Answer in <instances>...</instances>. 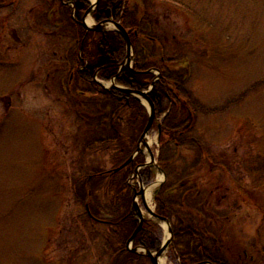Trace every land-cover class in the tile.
<instances>
[{
	"label": "rangeland",
	"instance_id": "rangeland-1",
	"mask_svg": "<svg viewBox=\"0 0 264 264\" xmlns=\"http://www.w3.org/2000/svg\"><path fill=\"white\" fill-rule=\"evenodd\" d=\"M148 1L168 53L187 61L195 98L220 110L200 113L197 132L215 156L210 176L223 183L216 202L226 207L224 194L238 201L223 233L228 254L251 255L253 237L264 246V0ZM50 9L45 0L0 4V264H108L106 227L93 224L74 192L87 127L76 115V96L60 83L70 34L50 23ZM148 140L157 153L158 133ZM184 154L193 160V152ZM104 165L111 166L107 158ZM146 203L154 209L155 194Z\"/></svg>",
	"mask_w": 264,
	"mask_h": 264
},
{
	"label": "trees",
	"instance_id": "trees-1",
	"mask_svg": "<svg viewBox=\"0 0 264 264\" xmlns=\"http://www.w3.org/2000/svg\"><path fill=\"white\" fill-rule=\"evenodd\" d=\"M45 1L51 6L50 23L63 34H70L69 48L62 56L65 65L60 83L63 86L66 80L67 88L62 89L76 96V115L87 127L83 143L84 173L74 180V192L88 206L86 211L93 224L106 227L103 234L113 251L108 264H151L147 256L126 249L128 239L138 226L130 178L137 166L145 163V155L139 153L131 163L114 171L136 151L149 121V111L137 97L119 89L105 88L95 80V74L105 82L116 76V84L136 91L146 90L155 82L149 95L156 110L153 129L160 131L157 160L167 175L155 195V203L156 213L172 224L169 259L180 264L203 261L264 264V246L257 236L252 240L251 255L243 252L233 259L228 254L223 233L235 214L238 201H231L229 195L224 194L222 201L228 202L226 207L216 202L215 190L222 188L223 183L220 177L210 176L215 171V156L197 132L200 113L216 114L220 110L208 108L195 98L189 86L187 61L184 57L177 62L170 51L168 53L167 38L161 37L157 30L159 22L150 14L149 1L99 0L93 13L96 22L114 19L129 32L134 48L133 65L121 70L118 65L127 52L121 33L88 30L81 24L91 6L90 0ZM155 71H159V75ZM242 99L244 97L229 100L225 109ZM189 151L194 153L192 161L184 154ZM106 158L110 167L104 165ZM206 163L209 169L205 171ZM220 166L229 174L225 163H219ZM140 175L143 183L149 185L155 172L145 167ZM232 186L240 191L236 182L233 181ZM247 199L244 195L243 200ZM260 209L264 210L261 206ZM144 227L147 230L143 228L137 234L134 246L158 250L163 228L154 221H147Z\"/></svg>",
	"mask_w": 264,
	"mask_h": 264
},
{
	"label": "water",
	"instance_id": "water-1",
	"mask_svg": "<svg viewBox=\"0 0 264 264\" xmlns=\"http://www.w3.org/2000/svg\"><path fill=\"white\" fill-rule=\"evenodd\" d=\"M98 4H99V0H96L95 4L91 8H89L87 10V12L85 13L84 19L82 21V24L85 27H87L88 29H94V30H97V31L106 30L107 26L110 23H113L116 26L117 30H119L121 32V34L123 35V37L125 38L126 43H127V56H126V59L120 64V67L123 68L127 64H131L132 63V56L134 54V50H133V47H132V43H131V40H130L129 33L127 32V30L123 27V25L120 22H117L115 20H106L104 22H101V23H98V24H94L93 26H89L86 23L85 18H86V16L89 13H91V14L93 13L95 8H97ZM153 88H154V82H153V84L151 85V87L148 90H145V91H141V90L140 91H134V90H131V89H126V88H123V87H119V86H117L114 83V80L112 81L111 89H119V90H122L124 92H127V93L139 98L142 101L145 100L147 102V107H148L149 113H150L148 124L145 127L144 132H143V134L140 137L137 150L135 151V153L128 160H126L119 167L115 168L114 171H118L121 168H123L126 165H128L129 163H131L134 160L135 156L139 152L144 151L142 145H144L147 148V150H148V152L150 154V160L147 161L142 167H146V166L153 167V166H156L160 171H162V169L156 163L155 155H154V153H153V151H152V149H151V147L149 145V142L147 140L148 134H149L154 122H155V119H156L155 104H154L153 100L149 96L150 91ZM165 179H166V174L164 173V179L159 184L161 185V183H163V181ZM140 181H141V187H140L139 191L135 192V198H134V202H133V206L136 209V212H137V215H138V218H139V225L136 228V230L134 231V233L132 234V236L127 241V248L131 249V246L133 244V241H134L136 235L143 228V224L146 221V218L144 217L143 212H142V210H141V208L139 206V203L137 201V198H136L137 196H141V198L143 199L144 205L146 206V208L150 212V214L155 219H157L159 221H162V222H165L168 225L169 236L163 241L161 248L157 252H152L150 249L143 248V250L145 251L144 253L151 259L152 264H161L160 263V258L162 257V255H164L168 251V248H169V246L171 245V243L173 241V230L171 228V224H170V221L168 219H166V218H164L162 216H159L155 212V209L152 210L151 208L148 207V205H147V203L145 201V187L143 185L141 177H140ZM132 251L136 252V253H140L139 247L133 248ZM197 264H211V263L210 262H200V263H197Z\"/></svg>",
	"mask_w": 264,
	"mask_h": 264
},
{
	"label": "bare ground",
	"instance_id": "bare-ground-1",
	"mask_svg": "<svg viewBox=\"0 0 264 264\" xmlns=\"http://www.w3.org/2000/svg\"><path fill=\"white\" fill-rule=\"evenodd\" d=\"M92 19H91V17L89 16L88 18H87V23L88 24H92ZM163 179V175L162 174H159L158 175V180L159 181H161ZM155 186H156V184L155 185H152L151 187H149V188H147V189H145V199H146V201L149 203V204H151V201H152V199H153V194H154V188H155ZM165 226H166V229H167V237L169 236V231H168V226L165 224ZM161 260V263H164V259L162 258V259H160Z\"/></svg>",
	"mask_w": 264,
	"mask_h": 264
},
{
	"label": "flooded vegetation",
	"instance_id": "flooded-vegetation-1",
	"mask_svg": "<svg viewBox=\"0 0 264 264\" xmlns=\"http://www.w3.org/2000/svg\"><path fill=\"white\" fill-rule=\"evenodd\" d=\"M73 5V4H72ZM74 6V5H73ZM74 11H75V6H74ZM156 20H158L157 18H156ZM114 77H116V76H114ZM113 77V78H114ZM95 80L98 82L100 79L97 77V74H95ZM145 228V230H147V227H144Z\"/></svg>",
	"mask_w": 264,
	"mask_h": 264
}]
</instances>
